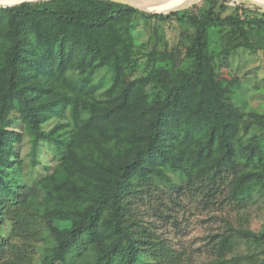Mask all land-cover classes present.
Masks as SVG:
<instances>
[{"label":"trees","instance_id":"trees-1","mask_svg":"<svg viewBox=\"0 0 264 264\" xmlns=\"http://www.w3.org/2000/svg\"><path fill=\"white\" fill-rule=\"evenodd\" d=\"M31 1L0 0L21 3L0 7L8 17L0 26V230L5 222L13 226L10 238L0 242V264H33L46 234L53 239L52 254L41 264H77L91 246L95 257L86 264H184L139 219L138 202L155 191L174 201L184 183L170 172L212 197L219 179L231 175L238 203L240 189L264 181V167L239 172L242 116L225 99L209 48L212 25L232 27V36L252 47L244 24L252 12L264 15V8L243 2L229 12L227 3L212 0L217 12L211 7L199 15L195 6L152 15L107 0ZM193 2L140 7L159 12L163 4L171 9ZM141 14L196 27L191 71L152 105L135 100L125 80L134 56L132 27ZM101 71L112 81V102L91 97L89 82ZM55 117L58 123L46 130ZM15 121L29 137L33 166L44 145L59 162L39 188L8 182L24 136L10 128ZM234 236L264 243V233L231 228L216 245L217 259L203 264H227Z\"/></svg>","mask_w":264,"mask_h":264},{"label":"rangeland","instance_id":"rangeland-1","mask_svg":"<svg viewBox=\"0 0 264 264\" xmlns=\"http://www.w3.org/2000/svg\"><path fill=\"white\" fill-rule=\"evenodd\" d=\"M38 1L41 0L31 2ZM219 1L228 4L229 12L235 11L243 2L248 3L245 0ZM18 4L20 3L0 7ZM195 6L199 15L206 13L211 7H215V12L219 10V6L213 4L212 0H200L188 9L192 10ZM158 9L163 11L169 8L163 4ZM7 18V15L0 13V26L7 23ZM244 26L251 31L252 47L240 38L235 39L232 27L212 25L209 29V48L225 99L242 116L236 139L239 172H251L264 167V15L250 13ZM132 33L134 56L125 71V80L132 86L135 100L152 105L164 99L172 85L191 71V45L196 27L177 19H161L141 14L137 15L133 23ZM3 41L0 35V45ZM2 56L3 49L0 46V59ZM111 83L106 71L96 73L89 82L93 90L91 97L112 102L113 94L109 93ZM59 120V117H55L44 128L51 129ZM10 126L11 129L24 133L19 121L11 122ZM17 151L19 157L14 159L16 165L8 170V182L11 185L16 183L39 188L40 182L59 164L54 152L44 145L39 150V164L33 166L31 144L25 133ZM169 174L184 183L183 191L172 194L176 201H171L168 193L155 191L151 197L138 202L136 213L151 229L154 239L159 237L165 246L181 257L184 264H203L217 259L216 245L221 236L230 234L231 228L264 233V181L250 188L246 185L240 189L238 196L242 202L238 203L231 195V175L219 179L216 187L218 194L212 197L199 189L186 186V180L179 174ZM12 228L9 222L2 225L0 242L10 238ZM52 247L53 239L46 234L45 239L36 246L33 264H41L46 256L52 254ZM95 253V248L91 246L77 260V264L92 261ZM226 259L227 264H263L264 243L258 245L254 241L234 236L233 249L227 253Z\"/></svg>","mask_w":264,"mask_h":264},{"label":"water","instance_id":"water-1","mask_svg":"<svg viewBox=\"0 0 264 264\" xmlns=\"http://www.w3.org/2000/svg\"><path fill=\"white\" fill-rule=\"evenodd\" d=\"M107 1L114 2V3H117V4L127 5V6H130V7L136 8L138 10H144V11H147V12H150V13H153V14H157V15H164V14H170L172 12L186 10L189 7L194 6L195 4H197L200 0H194L193 3H191V4H189L188 6H185V7H175V8L159 11V12H153V11L145 10V9L141 8L140 5H146V4L155 5V4H159V3H162L164 1H167V0H107ZM245 1H247L250 4L255 5L257 7L264 8V3L263 2H260V1H257V0H245ZM22 3H25V2H22Z\"/></svg>","mask_w":264,"mask_h":264},{"label":"bare ground","instance_id":"bare-ground-1","mask_svg":"<svg viewBox=\"0 0 264 264\" xmlns=\"http://www.w3.org/2000/svg\"><path fill=\"white\" fill-rule=\"evenodd\" d=\"M257 1H260V2H263V3H264V1H263V0H257Z\"/></svg>","mask_w":264,"mask_h":264}]
</instances>
